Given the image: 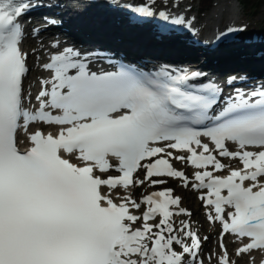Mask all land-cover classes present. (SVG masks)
Instances as JSON below:
<instances>
[{
  "label": "snow or ice",
  "instance_id": "obj_1",
  "mask_svg": "<svg viewBox=\"0 0 264 264\" xmlns=\"http://www.w3.org/2000/svg\"><path fill=\"white\" fill-rule=\"evenodd\" d=\"M31 7L0 0V264H203L201 239L172 221L191 213L171 188L139 202L129 194L169 179L191 184L208 221L220 224L218 264H231L226 234L241 242L238 257L264 250V86L224 98L199 73L125 63L98 73L64 47L42 65L51 76L28 110L19 18ZM37 124L54 130L29 131ZM172 161L196 169L194 180Z\"/></svg>",
  "mask_w": 264,
  "mask_h": 264
},
{
  "label": "bare ground",
  "instance_id": "obj_2",
  "mask_svg": "<svg viewBox=\"0 0 264 264\" xmlns=\"http://www.w3.org/2000/svg\"><path fill=\"white\" fill-rule=\"evenodd\" d=\"M162 4H164V6L166 7V8H170L169 9V12H167V14H169L167 17L168 18H175V17H177L178 19H183V21H185L186 19L185 18H183V7L182 6H180V5H177L176 6V4L174 3V2H163ZM171 4V5H170ZM158 7L159 6H157V7H154V9L155 10H157L158 9ZM223 9H225V8H222V7H216V9L214 10L215 11V13H218V15H220L221 13H222V11H223ZM91 10H94L93 8H89V11H91ZM214 11L208 16V17H206V23H209L210 21H214V20H216V19H214ZM261 13H264V10H261L260 11ZM261 13H259L255 18H252L251 19V21H252V23H254V24H258V25H260V24H264V16H262L261 15ZM66 12H62V17H63V19H65V17H66ZM237 13H236V10L235 9H233V10H231V11H229L228 12V16H230V17H232V19H234V18H236L237 17ZM189 20V19H188ZM205 21V20H204ZM203 21V22H204ZM189 22H191V24L193 25V20L191 21V20H189ZM203 22H202V24H203ZM262 24V25H263ZM185 26V27H184ZM184 26H183V28L185 29V28H187V29H189V28H192L190 25H189V23L187 22V23H185L184 24ZM117 30V29H116ZM73 33H75V35L76 36H78V37H80V39L81 40H85V41H87V40H89V38L91 39V41H94V40H101V41H103V42H107V43H110V44H115V38L117 37V33H115V35H112V36H110L111 38H112V40H111V38L110 37H108V36H104L105 38H107V39H105V38H99V37H97L96 35H94V34H91L89 37H84L82 34H79L77 31H73L72 32V34ZM73 36H74V34H73ZM76 36H74V37H76ZM77 38V37H76ZM129 41V40H128ZM179 41H181V40H179ZM130 42V41H129ZM124 47L126 46V47H133L134 48V50H136L137 48L136 47H134L133 45H130V44H128V43H125L124 45H123ZM170 46H174V44L173 43H171L170 44ZM140 48H142V47H139V49ZM138 49V50H139ZM175 49H176V51H175V53L174 54H176V53H178L179 52V47H175ZM141 50V49H140ZM135 52H138V51H135ZM153 57H156L157 58V56L158 57H163V56H165V53H167L166 51H158V50H154L153 51ZM238 63L237 64H235V68L236 69H243V66L240 64L242 61L241 60H239V61H237ZM246 63H248L250 66H252V67H256V66H263L264 67V59L263 58H258L257 56H255V55H253V56H251L248 60H246L245 61ZM232 64V63H231ZM225 70H230V67L229 66H226V68H225ZM180 196L181 197H183L184 198V200H186V199H188V200H190V197H189V195L187 194V193H185V192H183V191H180ZM186 203H187V200L186 201H183V205H185L186 206ZM194 212H192V214H193ZM196 213V212H195ZM197 214V213H196ZM207 232L208 233H211L212 232V229H209V230H207ZM240 263H244V261L243 260H241V262Z\"/></svg>",
  "mask_w": 264,
  "mask_h": 264
},
{
  "label": "rangeland",
  "instance_id": "obj_3",
  "mask_svg": "<svg viewBox=\"0 0 264 264\" xmlns=\"http://www.w3.org/2000/svg\"><path fill=\"white\" fill-rule=\"evenodd\" d=\"M183 1L186 2V0H183ZM237 1L239 2L240 5H242L241 6L242 7V9H241L242 12L238 14V17H240L241 14L246 16V15H248V13H250V15H248V17L252 16L254 18L255 16H257L256 12L258 14V13H261L260 12L261 10H264V0H237ZM206 6H203V7H206ZM197 7L201 8V6L198 5V4H197ZM261 15L264 16V13H261ZM263 26H261V27H263ZM138 195H140V193H138ZM194 220L195 221H198V220L200 221V216L198 215L197 217L194 218ZM203 234L204 233H202V235Z\"/></svg>",
  "mask_w": 264,
  "mask_h": 264
}]
</instances>
